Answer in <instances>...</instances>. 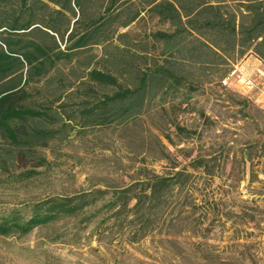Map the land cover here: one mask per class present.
Masks as SVG:
<instances>
[{"label": "trees", "instance_id": "1", "mask_svg": "<svg viewBox=\"0 0 264 264\" xmlns=\"http://www.w3.org/2000/svg\"><path fill=\"white\" fill-rule=\"evenodd\" d=\"M148 19L160 27L136 38L123 31ZM249 54L264 62V0H0V169L35 174L50 163L42 150L54 140L128 124L155 99L165 102L180 91L186 103L204 82L224 87L221 79ZM255 153L264 155V141L246 144L240 163L230 162V154L223 160L197 155L193 172L175 165L123 187L0 203V236L23 237L79 215L86 224L109 215L108 229L130 233L133 243L180 233L199 239L188 254L204 264H248L239 249L254 229L264 232V209L255 197L228 203V193H204L195 172L214 179L230 162L228 174L239 183L250 164L254 182ZM241 162L243 171L236 168ZM230 229L222 249L209 242ZM166 240L172 247L179 242Z\"/></svg>", "mask_w": 264, "mask_h": 264}, {"label": "rangeland", "instance_id": "2", "mask_svg": "<svg viewBox=\"0 0 264 264\" xmlns=\"http://www.w3.org/2000/svg\"><path fill=\"white\" fill-rule=\"evenodd\" d=\"M158 27L156 20L148 19L123 31L136 38ZM96 52L101 54V49ZM186 97L184 90L165 102L157 98L128 124L93 128L86 134L74 132L67 140L52 141L42 150L50 163L35 167V174L0 169V203L19 204L93 187H123L150 172H170L175 165L193 172L190 161L197 155L216 153L223 160L230 154V162L237 159L240 163L246 144L264 141V106L240 91L221 87L217 81L204 82L183 103ZM176 125L186 127L190 134L178 132ZM254 156L258 180L251 181V166L246 164V177L238 183V176L228 174L229 162L228 172L214 179L195 172L197 187L204 193L218 192L220 197L228 193V203L238 197H255L264 209V175L258 171L264 169V155ZM239 165L237 170L243 171L242 162ZM103 217L105 223L99 224ZM103 217L86 224L79 215L41 226L23 237L0 236V264H204L190 255L197 250L192 245L198 238L159 233L133 243L130 233L108 229L109 215ZM254 232L244 241L248 246L239 249L245 254L241 263L245 257L244 262L250 259L248 264H264V232ZM232 234L231 229L224 236L215 232L209 242L222 249ZM168 236L177 237L178 245H169ZM184 251L187 254H181Z\"/></svg>", "mask_w": 264, "mask_h": 264}, {"label": "crops", "instance_id": "3", "mask_svg": "<svg viewBox=\"0 0 264 264\" xmlns=\"http://www.w3.org/2000/svg\"><path fill=\"white\" fill-rule=\"evenodd\" d=\"M237 65H239L241 69L247 71L253 78H255L256 82L259 83L264 89V62L261 59L253 54H249L245 56ZM227 88H230L234 91H240L258 106H264L263 91L260 92L258 90H248L244 86L240 85L237 78L232 79L229 87Z\"/></svg>", "mask_w": 264, "mask_h": 264}, {"label": "built area", "instance_id": "4", "mask_svg": "<svg viewBox=\"0 0 264 264\" xmlns=\"http://www.w3.org/2000/svg\"><path fill=\"white\" fill-rule=\"evenodd\" d=\"M234 78H237L240 85L244 86L246 89L258 90L260 92L263 91L264 93V89L256 82L255 78H253L247 71L241 69L239 65H235L230 73L221 79L220 83L224 87H229Z\"/></svg>", "mask_w": 264, "mask_h": 264}]
</instances>
